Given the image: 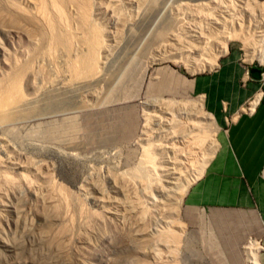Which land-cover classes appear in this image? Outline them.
<instances>
[{
  "label": "rangeland",
  "instance_id": "374dc122",
  "mask_svg": "<svg viewBox=\"0 0 264 264\" xmlns=\"http://www.w3.org/2000/svg\"><path fill=\"white\" fill-rule=\"evenodd\" d=\"M43 1L50 0H0V85L6 77L13 82L15 67L28 65L19 74V102L4 108L9 119L0 117V264H242L224 250L232 247L224 240L233 236L222 237L207 211L183 207L182 198L171 207L161 203L168 190L159 168L169 166V147L179 137L174 140L158 116L169 112L162 103L175 116L182 109L205 114L201 98L183 82L211 70L230 47L249 78L246 71L258 62L252 56L264 48L253 36V24L264 23V0H157L148 12V0H94L99 14L92 24L106 49L78 77L75 59L87 54L83 30L78 23H59L72 34L69 43L62 42L71 48L49 47L54 40H48L45 23L37 22ZM193 29L201 30L193 38L202 36L203 42L190 39ZM144 114L152 120L148 127ZM183 120L175 118V131L186 135L181 134L190 143L189 170H197L213 154L214 146L205 147L215 127L211 133L197 124L191 133L190 121ZM196 146L205 153L200 161L193 156ZM147 157L152 163L146 166L154 169L145 188L131 173ZM183 172V181L191 182L190 172ZM171 192L173 200L177 191Z\"/></svg>",
  "mask_w": 264,
  "mask_h": 264
},
{
  "label": "crops",
  "instance_id": "0c3cea01",
  "mask_svg": "<svg viewBox=\"0 0 264 264\" xmlns=\"http://www.w3.org/2000/svg\"><path fill=\"white\" fill-rule=\"evenodd\" d=\"M253 25L254 38L264 33V23ZM260 49L252 56L258 62L248 68V79L237 49L230 47L221 51L223 56L211 70L182 85L187 88L190 83L215 127L213 154L185 191L182 206L207 211L210 223L222 228V237L226 239L227 232L233 236L224 240L232 244L224 250L241 258L242 264H246L244 249L249 241L260 249L257 260L264 264V77L250 74L251 70L264 72V48ZM176 80L177 84L178 76Z\"/></svg>",
  "mask_w": 264,
  "mask_h": 264
},
{
  "label": "bare ground",
  "instance_id": "6f19581e",
  "mask_svg": "<svg viewBox=\"0 0 264 264\" xmlns=\"http://www.w3.org/2000/svg\"><path fill=\"white\" fill-rule=\"evenodd\" d=\"M159 1V0H158ZM230 3H228V2H226V1H222L223 3H228V4H232V3H234V1L232 0V3H231V0H228ZM236 1V0H235ZM44 3H42V2H39V3H42V5L41 4H39V6H42V7H39L40 9H39V11H40V13L38 12V10H37V12H38V14L37 15H39L40 16V20H38L37 19V16L36 15H34V17H35V19L36 20H38L37 22L38 23H41V25H42V23H45V25L47 26V28H48V32H49V37H48V40H51V42L50 43H52V40H54L55 41V43H54V41H53V44H49V47H51L52 45H54V47H56V48H60V46H61V48H62V46H64V47H66V46H68V47H70L72 44H68L69 43V40L71 41V36H72V34L70 33V31L69 30H62L61 28L62 27H60L59 26V23H78L80 26H81V28H82V30H83V38H84V40H83V42H84V44L86 45V47H87V54L86 55H82V56H79L78 58H76L75 59V61L76 62H74V66H73V64H72V66H73V70L75 71V73H73L74 75H76V72H78L77 73V77H78V74L82 71V72H89V70H91V68H93L94 66H96V65H93L94 64V59H95V57H99L100 56V53H99V51L101 50V52H103L102 51V48L104 49V46H102V48H101V45L103 44H101V33H100V31L97 29V28H94V26H93V24L92 23H94V17L96 18V13H98V12H96V11H94V9H95V6L98 4V1L96 0V2H97V4L95 3V1L94 0H50L49 2L48 1H43ZM46 2H48V3H46ZM156 2H157V0H148L147 2H145V11L146 12H148L151 8H154L155 6H156ZM219 4H220V2L219 1H217ZM239 2H240V0H239ZM228 4H226V6L228 5ZM144 5V4H143ZM218 5V4H217ZM225 5V4H224ZM235 5V4H234ZM234 5H231V6H234ZM226 6H224V7H226ZM236 6V5H235ZM221 6H219V8H220ZM223 7V6H222ZM229 8H230V5H229ZM38 9V8H37ZM71 9H72V11H73V13L71 12ZM227 9V8H226ZM225 9V10H226ZM231 9V8H230ZM220 10V12H221V9H219ZM223 10V9H222ZM70 11V12H69ZM226 11H228V9L226 10ZM225 11V12H226ZM145 12V13H146ZM224 11L222 12V13H225ZM99 14V13H98ZM226 14V13H225ZM224 14V15H225ZM220 15H222V14H220ZM219 15V16H220ZM26 17H29V15L27 16V15H25ZM33 16V15H32ZM218 16V15H217ZM229 16V15H228ZM227 16V17H228ZM24 17V16H23ZM221 17V16H220ZM219 17V19H221ZM224 17V16H223ZM226 17V18H227ZM26 19V18H25ZM25 19H23V20H25ZM32 19V18H31ZM212 19H214V18H212ZM22 20V21H23ZM27 20H28V18H27ZM26 20V21H27ZM29 20H30V18H29ZM33 20V19H32ZM31 20V21H32ZM36 20H34L35 22H36ZM194 19H192V21H193ZM215 20L217 21V19H216V17H215ZM26 21H23V22H25V24H27L28 23V21L26 22ZM39 21H41V22H39ZM224 21V22H223ZM223 23H225V20L223 19ZM33 22V21H32ZM194 22H195V20H194ZM214 22V21H213ZM219 22V21H218ZM30 23V22H29ZM210 23V22H209ZM215 23V22H214ZM214 23H213V25H214ZM259 23H261V22H259ZM216 24V23H215ZM45 25H43V26H45ZM218 25H219V23H218ZM40 26V25H39ZM194 28H195V26H194ZM196 28H198L199 29V27H196ZM213 28V27H212ZM40 29V28H39ZM39 29H38V33H39ZM191 30H192V28H190ZM198 29H196V30H198ZM201 29H203V28H201ZM216 29H217V25H216ZM41 30H43L42 28H41ZM40 30V31H41ZM196 30H194L193 29V33L194 34H191V38L190 39H192L193 37H200V36H197V35H199L198 33V31H201V30H198L197 32V35H196ZM212 30V29H211ZM218 30V29H217ZM44 32V31H43ZM43 32H42V34H43ZM202 32H203V30H202ZM215 32H217V31H215ZM214 32V33H215ZM219 32V31H218ZM190 33H192V32H190ZM40 34V33H39ZM200 34H201V32H200ZM201 35H203V33L201 34ZM218 35V34H217ZM43 36V35H42ZM160 36V37H159ZM158 37L159 38H165V37H163V36H165V34L163 35V34H160ZM190 36V35H189ZM256 37H258L259 38V41L261 42V43H263V39H264V33L262 34V35H256L255 36V38ZM194 39H197V38H193V40ZM206 38H204L203 40H205ZM208 39V38H207ZM206 39V40H207ZM241 39L244 41V43L245 44H247L248 43V41H247V35L245 34V36H241ZM65 40H67V42H66V45H65V43L63 44L62 42H64ZM201 40H202V36H201ZM200 39H197L196 41L198 42L199 41V43H201V42H203V41H201ZM100 41V42H99ZM191 41V40H190ZM189 41V39H188V42H190ZM201 41V42H200ZM214 41V40H213ZM43 42H45V41H43ZM49 42V41H48ZM47 42V43H48ZM193 42V41H192ZM47 43H46V45H47ZM71 43V42H70ZM207 43V42H206ZM214 43V42H213ZM55 44L57 45V46H55ZM99 44H101L100 46H99ZM104 45H106L105 43H104ZM42 46V45H41ZM264 46V45H263ZM46 47H48V46H46ZM53 47V48H54ZM101 49H100V48ZM71 48V47H70ZM70 48H66V49H68V50H70ZM44 49V48H43ZM106 49V48H105ZM104 49V50H105ZM261 50V49H260ZM225 51V50H224ZM203 52V51H202ZM260 52V51H259ZM263 53H261V60L264 62V51H262ZM39 53H41V51L39 52ZM44 53V52H43ZM105 53V52H104ZM47 54V53H46ZM105 54H107V52L105 53ZM37 55H39V54H37ZM45 55V54H44ZM108 55V54H107ZM101 60V59H100ZM99 61V60H98ZM97 62V61H96ZM70 63H72V62H70ZM16 66V65H15ZM18 66V65H17ZM69 66H71V65H69ZM26 67H28V65L27 66H25V67H20V65H19V67H13L14 68V70L16 69V71L14 72L15 73V76L13 75L12 76V78L14 77V80H13V82H10L8 79H7V77L6 78H4V79H6L4 82H2L1 83V85H0V117L1 118H4L5 120H7V119H9L8 118V114L6 115V113L4 112V108H6V107H8V106H10V105H12L15 101H17L16 103H18L19 102V100H18V95L19 94H21V93H19V94H17L16 92H19L18 90V87H19V77H21V76H19V74L21 73V72H24V70L25 69H27ZM98 67V66H97ZM18 68V69H17ZM29 68H30V66H29ZM13 71V70H12ZM11 71V72H12ZM71 71V70H70ZM10 72V73H11ZM91 72V71H90ZM13 73V72H12ZM95 73V72H94ZM81 74V73H80ZM79 74V75H80ZM85 75V74H84ZM168 75H170V73L168 74ZM176 76V75H175ZM5 77V76H4ZM10 77H11V75H10ZM10 77H8V78H10ZM12 78H10V80H12ZM2 80V79H1ZM8 82H10L11 84H8ZM17 95V96H16ZM23 95V94H22ZM17 97V99H16V97ZM23 97V96H22ZM20 98V97H19ZM22 99L23 98H21V102H22ZM154 102L156 101V99L155 100H153ZM16 103H14L12 106H14ZM21 104V103H20ZM201 104L202 103H200V108H201ZM17 105V104H16ZM161 106V105H160ZM162 106H164L166 109L168 108V110H169V112L167 113V110H165L166 111V113H165V119L164 118H161V117H163V116H158L157 118L159 119V122H161V124L160 125H164L165 124V126L167 127V129L168 130H170L169 132L172 134L171 135V137H173L174 138V140L176 139V137H177V135H178V137H179V140H177L174 144H171V146L169 147L170 148V152H171V154H172V157H173V159L171 160V162H169L168 164H169V166H167V165H163V164H161V166H160V168L159 167H157V168H159V170L160 171H163L162 172V176L163 177H160V178H163V179H165L166 178V183L164 184L166 187H167V189L166 190H168V192H162L163 193V195L161 194V196H162V198H163V201L165 202H161L162 204H166V203H168V205H169V207H171V205H175V204H177V202H179L180 200H181V198H182V193L184 194V191L188 188V186L193 182V181H195L196 179H198V177L199 176H201V173H202V171H203V167H204V161H202V164H201V166H200V168L199 169H190L189 170V168H192V163H193V161L191 160V158L192 157H190L188 154H190L189 152V150H188V148H190V143H189V145H188V142L189 141H187V137L185 138V137H183L182 135L184 134V133H182L181 132V134H179V133H176V129H175V127H174V121H175V118L176 117H179V118H181V120L182 119H184V120H189V121H187V123L189 122V127L187 128V132H193L194 133V130H196V129H198V125L197 124H204L203 125V129H209V132H211V133H213V120H212V117L209 115V114H207V113H205V114H203V112H199V114H193V115H191L190 114V112L187 110V109H182L180 112H178L177 114H176V116H175V114H174V112L172 113V111L170 110V107L167 105V104H163L162 103ZM161 106V107H162ZM163 107V108H164ZM190 107V106H189ZM9 108V107H8ZM151 108V107H150ZM157 109V108H156ZM202 109V108H201ZM153 111V110H152ZM151 111V112H152ZM162 113V112H161ZM161 113H159V114H161ZM4 115H6V116H4ZM145 116H146V124H147V127H148V124L150 123L149 122V120H151L150 118H149V116H147L146 114H144ZM164 115V114H163ZM198 116H200L199 117V119L197 120L196 119V117H198ZM160 118H161V120H160ZM11 119V118H10ZM152 119H154V118H152ZM183 120V121H184ZM151 122H152V120H151ZM154 122V121H153ZM182 123H184L185 124V122H182ZM176 124V123H175ZM178 124V123H177ZM188 125V124H187ZM200 125H199V127H200ZM158 126V125H157ZM180 126V125H179ZM178 126V127H179ZM177 127V128H178ZM187 127V126H186ZM186 127H184V125H182V129L183 128H186ZM205 127V128H204ZM181 128H178V129H181ZM177 129V130H178ZM155 131V130H154ZM200 132H202V130L200 129L199 130ZM147 132L148 131H146V129H145V132L143 133V136H145V135H147ZM168 132V131H167ZM168 132V133H169ZM184 132V131H183ZM186 132V131H185ZM187 132H186V134H187ZM196 132V131H195ZM165 133V132H164ZM167 133V134H168ZM190 133V134H191ZM203 133V132H202ZM185 135V134H184ZM209 135H211V134H209ZM186 136V135H185ZM201 137V135H198V137ZM170 137V136H169ZM190 137H192V136H190ZM144 137H142V139H143ZM147 138V137H146ZM195 138V137H194ZM145 139V138H144ZM143 139V140H144ZM192 138H190V140H191ZM204 139V138H203ZM211 139V138H210ZM195 140V139H194ZM194 140H192L191 142H192V144L191 145H193V146H195L196 144H199L200 143V140H198V143H196L195 144V142H194ZM144 141H147V140H144ZM143 142V141H142ZM203 142V141H202ZM205 142V141H204ZM194 143V144H193ZM210 143H212V144H209V146L207 147H205L206 148V150H211L212 148H213V146H214V140H212ZM203 145V144H202ZM158 146V145H157ZM197 146H200L201 147V144H199V145H197ZM197 146H196V149L198 150V151H195L194 153H193V156H195V158L196 159H198L199 161L200 160H202V154H205L204 152H201L200 150V147L199 148H197ZM205 146V145H204ZM159 147V146H158ZM164 148V147H163ZM166 148V147H165ZM195 149V148H194ZM191 150V149H190ZM163 151V150H162ZM162 151H160V152H162ZM192 152H193V150H192ZM201 152V153H200ZM211 152V151H210ZM142 155H144V154H142ZM212 155V154H211ZM146 157V156H145ZM202 157V158H201ZM170 158V157H169ZM150 159H152V158H150V157H147V158H140L139 160V167H137L132 173H131V178H133V177H138V178H140V180L143 182V184H142V186H144L145 184L146 185H148L147 184V181L151 178V175L153 176V174L151 173V175H150V172H151V170H153L151 167H147L146 166V164H151L152 163V160H150ZM206 159V158H205ZM170 161V160H169ZM173 161H175L174 163H173ZM161 162H163V161H161ZM160 161H159V163H161ZM158 164V163H157ZM151 168V169H150ZM157 168H155V171H157ZM188 169V170H187ZM136 170H137V172H136ZM183 171H187V172H190V174H191V178H190V180H191V182H187L186 180H184L183 181V178H182V174L181 173H184ZM158 172V171H157ZM0 173H2V172H0ZM10 173H12V172H10ZM153 173H154V171H153ZM6 175L8 176V174H5V177H6ZM156 175V174H155ZM154 175V176H155ZM165 177V178H164ZM187 177V176H186ZM8 177H6V179H7ZM128 179H129V177H127ZM154 178V182L157 180V176H156V179H155V177H153ZM159 178V179H160ZM11 179V178H10ZM125 179H126V177H125ZM131 180V179H130ZM127 181V180H126ZM132 181H133V179H132ZM131 181V182H132ZM135 181V180H134ZM158 181V180H157ZM159 181H165V180H159ZM7 182H8V179H7ZM121 182V181H120ZM129 182V181H128ZM183 182V183H182ZM153 183V182H152ZM126 184V183H125ZM131 184V183H130ZM129 184V185H130ZM155 184V183H154ZM157 184V183H156ZM159 184V183H158ZM127 185V184H126ZM149 186V185H148ZM145 187V186H144ZM60 188V187H59ZM146 188V187H145ZM145 188H143V189H145ZM164 188V187H163ZM162 188V189H163ZM51 189V188H50ZM54 189V188H53ZM176 190L177 192L175 193V199H171L170 198V194L169 193H172L171 192V190ZM129 190H131V189H129ZM146 191V190H145ZM159 191V190H158ZM162 191V190H161ZM62 193V192H61ZM60 193V194H61ZM63 194H65V192L63 193ZM159 194V193H158ZM173 194V193H172ZM69 195V194H68ZM61 196H63V195H61ZM65 197V196H64ZM172 197H173V195H172ZM152 198V197H151ZM147 199V198H146ZM55 200V203H56V199H54ZM64 200V199H63ZM65 200H68V198L67 199H65ZM64 200V202L66 203L67 201H65ZM151 200V199H150ZM171 202H170V201ZM58 201H59V199H58ZM69 201H70V199H69ZM68 201V202H69ZM167 201V202H166ZM67 202V203H68ZM59 203V202H58ZM62 204V203H61ZM70 204V203H69ZM161 204V205H162ZM164 205H162L161 206V208H165L164 207ZM65 206V205H64ZM166 206H167V204H166ZM63 207V206H62ZM69 207V206H68ZM56 208V207H55ZM54 208V209H55ZM57 209L58 210H60L59 208H56V212H58L57 211ZM62 209V208H61ZM64 209L65 208H63V211H64ZM167 209V208H166ZM166 211H168V210H166ZM55 212V213H56ZM169 212V211H168ZM57 216V215H56ZM168 218V217H167ZM167 222V221H166ZM172 223V222H171ZM72 224V223H71ZM168 224H169V222H168ZM167 225V224H166ZM172 225V224H171ZM167 226H169V225H167ZM65 227V226H64ZM166 233H169V234H166ZM166 233H164L165 235H168L169 236V238L170 239H176V237H175V235L174 234H172V233H170V232H168V230H167V232ZM160 234V233H159ZM162 234V233H161ZM163 234V235H164ZM165 235H164V237H165ZM161 236V235H160ZM163 237V238H164ZM166 239V238H165ZM167 240H168V238H167ZM166 241V240H165ZM249 245H252V247H250ZM246 252H247V258H248V263L247 264H259V262H258V260H257V252L260 250L259 248H256L255 247V245L252 243V242H248L247 243V246H246Z\"/></svg>",
  "mask_w": 264,
  "mask_h": 264
},
{
  "label": "water",
  "instance_id": "95a60500",
  "mask_svg": "<svg viewBox=\"0 0 264 264\" xmlns=\"http://www.w3.org/2000/svg\"><path fill=\"white\" fill-rule=\"evenodd\" d=\"M250 74L253 76V77H258V75H259V71L258 70H251L250 71Z\"/></svg>",
  "mask_w": 264,
  "mask_h": 264
},
{
  "label": "built area",
  "instance_id": "2783aa9c",
  "mask_svg": "<svg viewBox=\"0 0 264 264\" xmlns=\"http://www.w3.org/2000/svg\"><path fill=\"white\" fill-rule=\"evenodd\" d=\"M264 66V65H263ZM260 75H261V78H263L264 77V72H262V73H259ZM246 75H248V71H246Z\"/></svg>",
  "mask_w": 264,
  "mask_h": 264
}]
</instances>
